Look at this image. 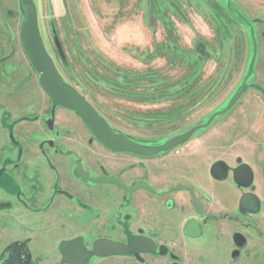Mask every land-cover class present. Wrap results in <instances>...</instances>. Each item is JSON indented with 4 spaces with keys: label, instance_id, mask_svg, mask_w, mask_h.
Instances as JSON below:
<instances>
[{
    "label": "rangeland",
    "instance_id": "374dc122",
    "mask_svg": "<svg viewBox=\"0 0 264 264\" xmlns=\"http://www.w3.org/2000/svg\"><path fill=\"white\" fill-rule=\"evenodd\" d=\"M33 1L44 46L63 80L113 129L146 144L161 143L225 108L253 61L245 80L253 87L191 140L197 143L201 135L216 140L210 143L209 164L221 159L231 166H251L264 205V94L257 91L264 90V0ZM228 3L239 10L244 23L225 7ZM22 19L20 0H0V113L33 105L26 113L30 116L47 96L20 42ZM16 129L28 166L43 173L44 180L52 178L47 160L37 152L43 136L40 126L25 123ZM44 150L51 155L48 146ZM145 166L157 171L153 162ZM220 202L231 207L226 191ZM213 224L208 226L212 233L219 226ZM209 236L188 242L203 245ZM84 239L89 247L93 237ZM51 249L33 251L30 264L57 262L60 255L54 246Z\"/></svg>",
    "mask_w": 264,
    "mask_h": 264
},
{
    "label": "flooded vegetation",
    "instance_id": "af4514ba",
    "mask_svg": "<svg viewBox=\"0 0 264 264\" xmlns=\"http://www.w3.org/2000/svg\"><path fill=\"white\" fill-rule=\"evenodd\" d=\"M257 91L264 92L262 88ZM43 94L47 102L36 114L27 115L33 105L25 106V110L0 113V188L4 190L0 196V216L3 224L12 220L18 226L15 231L19 237L6 242L0 240V264H6L9 256L11 264H17L22 258V248L7 250L14 242L25 244L26 264H30L33 251L48 252L54 246L60 259L52 264H57L64 240L80 237L85 250L89 251L99 238L128 243L137 236L151 239L154 249L108 256L92 253L81 264H264V205L260 203L251 166L247 164L250 168L247 179L238 176L235 180L234 170L246 163L231 166L217 159L209 164L210 143L216 140H207L201 135L202 139L192 143L191 137L196 133L183 143L191 144L184 150L176 147L151 157L127 151L113 152L93 136L73 110L60 106L53 110L49 96L44 91ZM21 111L25 114L19 116L17 113ZM25 123L41 128L43 136L37 152L47 160L52 178L44 180L43 173L28 166V155L21 145L22 135L16 129ZM45 146L51 149L49 157ZM254 148L255 145L252 153L256 152ZM173 159L179 163H172ZM164 160H169L170 164ZM218 161L223 162L225 168L222 178L212 173V166ZM148 162H153L157 171L146 168ZM78 165L88 178L75 173ZM100 177H115L126 186L144 181L153 191L138 188L130 192L115 183L95 181ZM217 182L228 184L236 195L234 205L218 215L207 212L202 205L214 197L220 201V195L215 194L213 188V183ZM175 194H179L178 198ZM245 194L256 195L257 211L240 205ZM178 201L189 204L190 220L197 221L199 232L189 236L183 230L181 242L173 246L169 243L173 237L163 236L166 232L161 225V212L174 216L184 208ZM209 221L214 226L219 224L217 231H207ZM206 234L210 235L209 242L203 245L188 242L203 239ZM235 234L240 236L235 239ZM85 237H93L89 247ZM120 257L125 260H106Z\"/></svg>",
    "mask_w": 264,
    "mask_h": 264
},
{
    "label": "water",
    "instance_id": "95a60500",
    "mask_svg": "<svg viewBox=\"0 0 264 264\" xmlns=\"http://www.w3.org/2000/svg\"><path fill=\"white\" fill-rule=\"evenodd\" d=\"M20 8L23 12V19L20 24L19 38L22 48L33 69L38 73V83L43 91L49 96L53 110L60 106L73 110L82 122L89 128L93 136L105 147L113 152H133L145 157L155 156L159 153L169 151L179 145L185 143L199 129L209 125L212 120L229 109L239 100L245 91L247 84L246 78L252 72L253 61L250 64L249 71L242 81L241 88L236 95L230 100L228 105L218 111H215L206 122L192 125L188 130L174 135L161 143L144 144L129 139L121 132H114L113 129L101 119L97 111L89 104L85 97L80 94L73 86L67 84L58 72L52 58L48 54L40 31L37 20V9L33 0H20ZM53 112V111H52ZM51 126V120L49 121ZM223 162L218 161L212 166V173L217 178H222L225 173ZM75 173L83 178H88L87 173L78 165ZM235 180L238 176L248 178L250 176V168L247 164H242L234 170ZM95 181L115 183L126 190L132 192L138 188H145L153 191V189L144 181H137L133 186H126L115 177H100ZM240 205L250 211H257L259 208V200L254 194H245L242 196ZM185 234L196 236L199 232L197 221L190 220L184 227ZM240 235L235 234V239ZM22 248V258L17 264H26L28 253L25 244L14 242L9 247V251L14 248ZM154 244L148 237L137 236L128 243L113 241L107 238H99L95 240L93 248L89 251L85 250L80 237H74L64 240L60 245L61 260L57 264H81L92 253L99 256H108L112 254H121L133 251H152ZM10 256L6 264H11ZM6 262V260H5Z\"/></svg>",
    "mask_w": 264,
    "mask_h": 264
},
{
    "label": "crops",
    "instance_id": "0c3cea01",
    "mask_svg": "<svg viewBox=\"0 0 264 264\" xmlns=\"http://www.w3.org/2000/svg\"><path fill=\"white\" fill-rule=\"evenodd\" d=\"M225 185L227 187H225ZM213 188L215 190V194L220 195V196L223 195V191H226V193H228L229 197L231 198V205L230 206L234 205V203H235L234 200L236 198V195L234 194L235 192L230 190L228 184H223V182L213 183ZM224 188H226V189L224 190ZM3 191L4 190L0 188V196L1 197L3 196V194H2ZM178 195L179 194H175L174 196L177 197ZM178 202L181 205H183L184 208L179 210V212H177L174 216H171L172 214H170L169 212H166V211L161 212V225H162L163 231L166 232V233L163 232L164 233L163 236L164 237H171V238L173 237L172 240L169 241V243L172 244L173 246H176V245H178V243L181 242L184 227L187 224V222L191 219V212L189 210V204H187L186 202H180V201H178ZM202 205L204 208H206V211L210 212V213L219 212L218 210H220L223 207L221 202L218 199H216L215 197H214V200H212L211 202H209V203L203 202ZM225 209H226V206H224L222 208L223 211H225ZM1 212L2 211H0V214H1ZM3 220L4 219L1 218V216H0V240L6 242L8 240L19 238L17 235L18 234L17 231H15V230H17L18 226L12 220H8L9 223L7 222V223L3 224ZM210 223H212V222L209 221L208 225L206 226L207 229H208V226H211ZM215 227H216V225H215ZM208 232H210V231H208ZM183 244H184V242H183Z\"/></svg>",
    "mask_w": 264,
    "mask_h": 264
},
{
    "label": "trees",
    "instance_id": "16d2710c",
    "mask_svg": "<svg viewBox=\"0 0 264 264\" xmlns=\"http://www.w3.org/2000/svg\"><path fill=\"white\" fill-rule=\"evenodd\" d=\"M225 7L234 15V17L236 18L237 21H240L241 23H244L243 22L244 21V17L240 14V12H239V10L237 8H235L234 6H231V4H229V3L227 5H225ZM249 68H250V63L248 65V70H249ZM247 87L248 88L249 87H253V85L250 84ZM247 87H246V89H247ZM259 89L261 90V88H259ZM262 93L264 94V92H262Z\"/></svg>",
    "mask_w": 264,
    "mask_h": 264
}]
</instances>
